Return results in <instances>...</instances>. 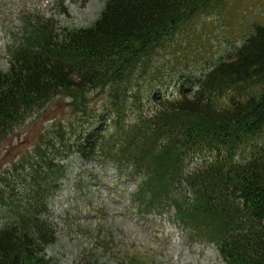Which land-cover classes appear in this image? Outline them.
Segmentation results:
<instances>
[{
  "label": "trees",
  "instance_id": "trees-1",
  "mask_svg": "<svg viewBox=\"0 0 264 264\" xmlns=\"http://www.w3.org/2000/svg\"><path fill=\"white\" fill-rule=\"evenodd\" d=\"M212 1L107 0L93 26L43 36L34 23L31 38L43 39L0 72V152L28 117L60 96L74 93L78 103L108 88L113 105L90 125L59 123L52 129L59 139L42 131L32 151L0 175V264H59L46 256L56 237L42 217L67 171L58 155L112 162L136 179L144 173L150 183L136 194L141 209L171 202L178 220L214 244L226 264H264V148L254 145L264 132V23L252 26L231 61L193 84L181 80L177 97L155 90L145 100L134 87L137 74L145 77L144 62ZM130 101L152 105L150 113L123 118ZM244 151L252 153L240 159ZM6 206L25 213L23 226L2 222ZM80 264H92L88 254Z\"/></svg>",
  "mask_w": 264,
  "mask_h": 264
},
{
  "label": "rangeland",
  "instance_id": "rangeland-1",
  "mask_svg": "<svg viewBox=\"0 0 264 264\" xmlns=\"http://www.w3.org/2000/svg\"><path fill=\"white\" fill-rule=\"evenodd\" d=\"M106 3L107 0H0V72L9 70L14 54L39 43L43 35L55 33L57 28L93 26ZM34 23H40L42 31L36 39L31 38L35 35ZM257 23H264V0H213L182 23L144 62L147 74H137L135 80L140 84L136 82L135 91L141 90L145 100L155 90L177 97L176 87L181 80L193 84L209 68L231 61ZM187 95L190 97V92ZM72 97L74 93L52 100L10 136L0 152V175L10 173L15 161L32 151L42 131L49 129L52 135L53 127L59 123L66 128L78 127L81 122L90 125L102 113H109L113 105L108 88L88 92L81 101L75 100L78 103ZM132 101L125 107L128 113L123 118L137 121L150 113L152 105L134 107ZM54 139L59 138L55 135ZM256 144L264 148V132ZM251 153L238 155L245 159ZM58 157V163H67V172L58 190L48 198L49 210L42 216L55 232V243L45 249L51 261L80 264L88 254L92 264H128L129 258L139 264H226L214 244L195 237L189 226L178 221L171 202L154 208L151 215L137 213L135 196L139 186L150 183L144 181L148 180L144 173L135 180L120 176L121 169L118 172L112 164L99 167L97 161L81 160L76 155L67 160H61L63 155ZM21 186V191L28 187ZM182 190V194L192 197L189 187L183 185ZM24 214L6 206L2 222L19 221L23 226Z\"/></svg>",
  "mask_w": 264,
  "mask_h": 264
}]
</instances>
